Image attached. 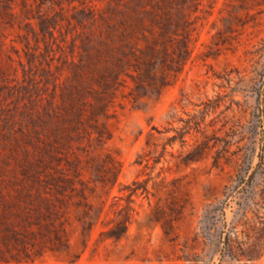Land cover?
Masks as SVG:
<instances>
[{"label": "rangeland", "instance_id": "obj_1", "mask_svg": "<svg viewBox=\"0 0 264 264\" xmlns=\"http://www.w3.org/2000/svg\"><path fill=\"white\" fill-rule=\"evenodd\" d=\"M0 264H264V0H0Z\"/></svg>", "mask_w": 264, "mask_h": 264}, {"label": "trees", "instance_id": "obj_2", "mask_svg": "<svg viewBox=\"0 0 264 264\" xmlns=\"http://www.w3.org/2000/svg\"><path fill=\"white\" fill-rule=\"evenodd\" d=\"M229 243V247L231 248V244H230V238L228 239V242H227V244Z\"/></svg>", "mask_w": 264, "mask_h": 264}]
</instances>
